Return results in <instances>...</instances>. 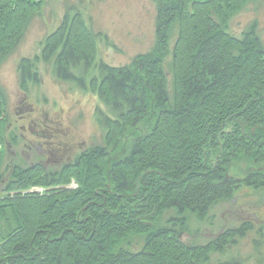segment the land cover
<instances>
[{"label":"trees","instance_id":"1","mask_svg":"<svg viewBox=\"0 0 264 264\" xmlns=\"http://www.w3.org/2000/svg\"><path fill=\"white\" fill-rule=\"evenodd\" d=\"M251 1L159 0L155 45L124 66L97 61L101 33L67 10L20 60V88L53 66L108 108L104 140L62 165L18 159L0 82V264H205L252 229L182 239L243 187L264 194V46L255 23L229 31ZM46 2L0 0V65Z\"/></svg>","mask_w":264,"mask_h":264},{"label":"rangeland","instance_id":"2","mask_svg":"<svg viewBox=\"0 0 264 264\" xmlns=\"http://www.w3.org/2000/svg\"><path fill=\"white\" fill-rule=\"evenodd\" d=\"M46 1L29 21L16 48L1 63L0 82L6 92L11 125L20 139V146L12 150L13 154L27 164L39 159L37 156H44L45 162L57 165L60 164L57 160L67 161L103 142L105 130L97 115L101 109L107 112L108 108L99 96L60 79L53 66L43 63L40 64L42 83L27 98L20 88V60L38 53L41 42L60 26L67 10H76L102 35L97 61L102 59L113 66L128 65L139 54L148 53L157 41L159 0ZM253 23L264 46V0L248 2L234 13L229 31L241 36ZM242 189L232 200L213 206L205 219L190 217L189 232L182 237L186 243L201 244L222 230L240 227L245 222L252 224L253 230L243 238L237 237L223 253L212 254L205 264H264V237L259 232L264 221V194L250 191L246 195L245 187ZM139 244L138 240L136 248Z\"/></svg>","mask_w":264,"mask_h":264},{"label":"flooded vegetation","instance_id":"3","mask_svg":"<svg viewBox=\"0 0 264 264\" xmlns=\"http://www.w3.org/2000/svg\"><path fill=\"white\" fill-rule=\"evenodd\" d=\"M33 122H35V121H31L30 123H33ZM53 161H56V160H54V159H52ZM62 160V159H61ZM61 160H57V162L59 161V162H61ZM56 162V163H57Z\"/></svg>","mask_w":264,"mask_h":264},{"label":"built area","instance_id":"4","mask_svg":"<svg viewBox=\"0 0 264 264\" xmlns=\"http://www.w3.org/2000/svg\"><path fill=\"white\" fill-rule=\"evenodd\" d=\"M0 150H1V146H0Z\"/></svg>","mask_w":264,"mask_h":264}]
</instances>
